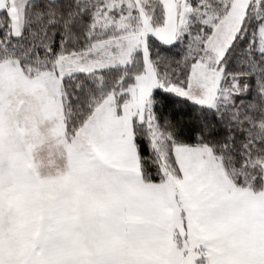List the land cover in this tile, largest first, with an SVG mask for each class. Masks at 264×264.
Returning <instances> with one entry per match:
<instances>
[{"label": "snow or ice", "instance_id": "obj_1", "mask_svg": "<svg viewBox=\"0 0 264 264\" xmlns=\"http://www.w3.org/2000/svg\"><path fill=\"white\" fill-rule=\"evenodd\" d=\"M0 264H264V0H0Z\"/></svg>", "mask_w": 264, "mask_h": 264}]
</instances>
